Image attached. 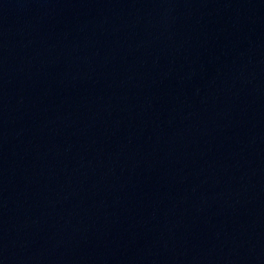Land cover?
<instances>
[{"label": "water", "instance_id": "95a60500", "mask_svg": "<svg viewBox=\"0 0 264 264\" xmlns=\"http://www.w3.org/2000/svg\"><path fill=\"white\" fill-rule=\"evenodd\" d=\"M0 264H264V0H0Z\"/></svg>", "mask_w": 264, "mask_h": 264}]
</instances>
